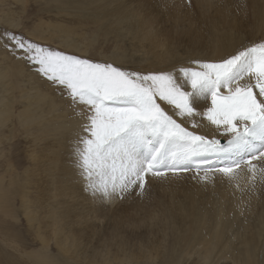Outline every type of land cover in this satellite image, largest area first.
<instances>
[{
	"label": "bare ground",
	"instance_id": "6f19581e",
	"mask_svg": "<svg viewBox=\"0 0 264 264\" xmlns=\"http://www.w3.org/2000/svg\"><path fill=\"white\" fill-rule=\"evenodd\" d=\"M3 2L4 0H0V5ZM14 2L18 1L14 0ZM51 2H56L61 7L58 15L62 13L68 15L70 11L77 13L81 20L76 21L79 24L76 26L79 31L66 24V22L74 23L72 21L65 20L64 23V21L41 20L35 25L36 32H30L37 40L50 42L60 38L61 46L68 50L79 51L80 46L75 41L76 38L81 39L82 42L85 40L91 42V40L96 41L99 36L106 39L110 33L122 32L123 35H130L132 40L147 48V51L151 50L149 53L155 52L151 66L157 65L158 68L150 67V71L161 69L171 71L181 67L179 62L181 59H177L178 63L176 62L175 65L171 63L173 58L178 57V48L187 55V58L182 59L185 61L182 63L188 66L194 59L218 60L234 53L237 49L264 40V0H192L190 5L197 6L196 10L189 8L188 5L184 8L169 7L167 3L169 0H52ZM21 8L24 10V4ZM14 16L16 12L11 10L4 12L0 7V23H5L4 25L7 24L11 28L17 27L18 23L13 20ZM84 23H93L97 27L91 33H82L80 28L85 26ZM45 31L48 36L42 35ZM10 67V65L0 67V128L6 125L13 103L12 96L5 95L10 94L15 87L13 80H9ZM23 70L24 67L20 64L19 71L23 72ZM32 87L35 88L36 85ZM21 96L26 101V106L18 114L21 124L24 127L35 126L38 135L33 142L43 140L45 146V153L41 158L31 155V165H35L34 169L39 176L49 177V180L45 181L48 188L44 189L48 198L44 201L35 197L36 206L33 204L34 209L29 210L34 200H30L26 192H21L19 196L24 209L23 215L27 217L29 225L32 223L30 227L35 226L34 229L39 232L46 228L49 229L46 231H50L49 234L44 231L48 236H46V244L42 243L43 248L49 246L52 238L58 250L67 252L73 248L78 252L84 250L96 238L90 253H83L81 256L89 257L93 264H104V260H107L106 264H111V252L107 259H97L96 254H93H99L96 248L114 239L119 240V245L125 247L129 241L125 244L121 233H126L128 238L132 235L138 237L139 233H145L146 229L155 236L154 224L160 222L164 226L168 223V230L172 234V243L165 245V251L170 252L162 254V264L185 262V257L197 250L198 245L201 247L194 253L198 257L196 261L199 264H217V260L232 258L231 256L237 264H264V157L260 166L261 171L256 168L254 179L253 173L249 172L246 164L237 169L232 177L216 170L218 166L223 165L224 156L212 159L210 164L201 165L200 171H197L196 165H190L188 174L178 180L174 182L162 180L157 183V188L167 192L166 195L162 191L164 196L162 198L165 200L156 202L155 207L156 210L159 207V211L147 213L143 217L139 216L137 220L130 219L123 222L122 211L128 212L134 208L143 210L145 207H150L149 187H146L143 194H139L137 201L131 202L129 206L119 204L113 210L108 209L104 200L93 199L84 190L86 182L73 163V137L79 128L81 117L74 114L69 117L70 114L65 111L63 104L62 106L56 103L54 96H49L47 99L45 92H41L38 88L33 93L24 90ZM208 104L210 105V101ZM197 120L201 125L199 132L226 141L227 137L216 133L214 126L206 119L197 117ZM27 133L30 134L29 131ZM236 158L228 157V159ZM204 167L213 169L207 173L206 180L201 179L205 175ZM3 178L5 176L0 177V180ZM9 183L14 184L11 177ZM151 183L155 184V182ZM152 184L150 186L156 189V185L152 186ZM1 186L0 182V208L4 209L9 201L6 191ZM137 191L139 193V190ZM130 193L131 191L124 198ZM177 197L181 199L177 200ZM83 201L87 202L82 203ZM259 203L261 205L258 207ZM84 204L87 206L84 207ZM43 209L47 210L44 216ZM89 213L103 216L102 219L107 220L105 227L90 225L87 222ZM129 224L137 234L133 231L127 232ZM230 232L235 234L234 237L239 242L235 244L234 241L232 243L229 240L232 236ZM42 240L44 241V238ZM44 250L46 252L45 248ZM45 259L49 258L46 256Z\"/></svg>",
	"mask_w": 264,
	"mask_h": 264
},
{
	"label": "snow or ice",
	"instance_id": "6c2138e0",
	"mask_svg": "<svg viewBox=\"0 0 264 264\" xmlns=\"http://www.w3.org/2000/svg\"><path fill=\"white\" fill-rule=\"evenodd\" d=\"M4 35L3 47L14 58L80 108L72 156L93 199H123L137 188L143 194L149 176H175L209 153L225 157L216 169L225 176L246 164L254 179L252 161L264 157V40L218 60L140 72ZM197 117L226 141L199 132ZM212 170L204 167L201 179Z\"/></svg>",
	"mask_w": 264,
	"mask_h": 264
},
{
	"label": "rangeland",
	"instance_id": "374dc122",
	"mask_svg": "<svg viewBox=\"0 0 264 264\" xmlns=\"http://www.w3.org/2000/svg\"><path fill=\"white\" fill-rule=\"evenodd\" d=\"M17 1L18 2L15 3L14 0H4V2L1 3L0 5V7L4 12H7L9 10L16 12V16H14L13 20L14 22L18 23V26L14 28L9 27L7 24L4 25L5 23L2 22L0 23V54H1L0 67L2 66L6 67L7 65L11 66L9 80L10 81L13 80L12 82L15 84V87L12 89L11 93L5 94L6 96L8 95V97L12 96L13 103H12L10 117L6 122V125L2 127L3 129L0 128V134L2 135V137L0 138V177L5 176V178L2 179L3 181L0 180V182L2 183L1 187L3 188V190L6 191L7 201H9L7 207H4V209H2V207L0 208V264H44V262L45 264H52L53 262L54 264H93L90 262L89 257H84L81 255H83V253H90V249L92 245L96 243V238H94L91 244H89L84 250H78V252L75 251L73 248H70L69 251L67 252H65L64 250H58V248H56L55 241L51 238L49 241V246L47 247L44 246V248L46 249L45 252L43 245L46 244L45 243L46 242L45 240H47L46 236H48L50 232L46 230L49 229L46 228V230H44L46 233L48 232V234H44L43 229L41 232H39L38 230L34 229L35 226L34 227L32 226L33 228L30 227L32 223L31 225H29L30 223H28L27 217L23 215L24 209L21 205V201L19 197L20 194H22L21 192H26L28 198L30 200H34L33 202H31L32 204L30 205L29 210L34 209L33 204L34 206H36L35 205L36 203H34L35 200H37L36 198H39L44 201L46 198H48L46 195L47 192L44 191V189L48 188V185H46L45 181L49 180V177L48 176L46 177L45 175H44L45 177L39 176L36 170L34 169L35 165L34 164L31 165L32 163L31 155L34 154L36 155L37 158H41L42 155L44 156L45 146H43L44 144L43 140H40V142L39 140L38 142L37 141L33 142L34 138L38 135V130L37 128H35V126L24 127L21 124L18 114L26 106V101L22 98L21 92L24 90H28L30 93H33L38 88L39 90H41V92L43 93L45 92V94L47 95V99H49V96L52 97L54 96L55 98L54 101L56 103H59V105L62 104L64 105L65 111L70 114L69 117L72 116V114L77 115L78 111L80 110H78V108L75 109L71 108L69 106L70 101H68L65 97L61 95L59 89L55 88L50 84V82H47L43 77L39 76L34 71V69H32L25 61H22L20 59L18 61L17 58H14L3 47V45L6 42H8L7 37L4 34L6 32L15 33L41 46H45L54 50H59L68 55H74L80 58L90 59L94 62L112 63L113 65L118 66L121 69L127 71L147 72L150 71L149 69L150 67L158 68L157 65L151 66L153 65L152 59L153 56L155 55L154 54L155 52L149 53V51L151 50L147 51V48H144L136 41L132 40L129 37L130 35L127 34L123 35L122 32L118 33V31L110 33V35L106 39L99 36L96 39V41L91 40V42H89L88 40L82 42L81 39L76 38L75 41L78 42L80 46L79 51H75L72 49L68 50L63 46H61L59 41L60 38H55L50 42L41 39L37 40V38L35 36L33 37V35H31L30 32H36L37 29L34 30L35 25L41 22V20L43 22H46V20L55 21V22L64 21V23L66 21L68 22L72 21L74 23L66 22V24L73 26L76 29V31H79V29L76 26H79L78 22H80L81 20L77 16V13L73 11L68 12V15L64 13L58 15L57 13L61 11L59 10L61 7H59L56 4V2H51L52 0H17ZM191 1L192 0H169V2L167 3L169 7L180 6V8H184L185 6L188 5L189 8L196 10L197 6L195 5H194L195 7L193 5L191 6L190 5ZM23 4H24V10H22L21 8V5ZM69 9H73V8H69ZM54 17H57V19ZM96 27L97 26L93 23H86L85 26H82V28L80 29L82 30V33L87 34V33H91V31H93ZM42 35L48 36L46 31L42 33ZM144 50H146L148 53ZM178 51H179L178 57L176 56L175 58H173L174 60L172 59L171 63L173 62L172 64L175 65V63L177 62L176 60L181 59V61H179L181 62V65L186 66L183 65L182 62L185 61H183L182 59L187 58V55L183 54V52H181L179 48ZM185 60L190 61V59L189 60L185 59ZM20 64L24 67L23 72L19 71ZM16 72L18 73L16 74ZM35 82L36 84H34ZM32 85L33 86L36 85V87L31 88ZM5 95H3V97ZM10 100L11 99H9V101ZM46 106L44 108H46ZM27 131H29L30 134H28ZM219 138L220 137H218V139ZM220 140L225 142V139L223 138H220ZM262 158L263 157L257 159V161L254 164L256 165V168H259V171H261L260 166L263 163ZM244 166L246 165L241 164L240 168ZM219 167L221 166H218V168ZM186 174H188L187 171H180L175 176H173L171 172H168L166 177H161V178L149 176L148 177L149 182L146 187H149L150 189L148 194L150 196V201H151L150 207H145L143 210L134 208V209H130L128 212L122 211L123 222L128 221L130 219L137 220L139 219V216L143 217V215L147 213H153V212L156 213L157 211H159L160 208L158 207V209L156 210L155 205L158 200L162 201L164 199L162 197L164 196H162L163 190L161 188H157V183L161 182L162 180L166 182H174L178 180V178H181L183 175ZM10 177L14 180L13 185L9 183ZM151 182L153 183L155 182V184L153 185ZM150 184H152V186L156 185V189L151 187ZM137 190L139 189L137 188L135 191H131V193L124 199L117 197L114 200L113 199L104 200V203L108 206V209L111 210H113L115 206L119 204L120 205L122 204V206H126V205L129 206L131 202L137 201V198L139 196ZM163 192L165 193V191ZM165 194L167 195V192ZM149 196H147V199L149 198ZM67 198L68 197H66V199ZM178 199H181V197H177V200ZM86 202L87 201H83L82 203H86ZM208 202L209 201L207 200V203ZM260 205L261 203L258 204V207ZM85 206L87 205L84 204V207ZM146 210L147 212L145 213ZM45 211L47 212V210H44L42 212L43 214L41 213L43 216L46 214ZM111 212L109 213V215L111 214ZM242 215L243 213L241 212L240 216L242 217ZM102 217L103 216H99V215L95 216L89 213L87 215V222L94 227L99 226L100 228H103L105 227L104 224L105 221L107 220H103ZM243 219H245L244 216ZM131 227L132 225L129 224V227L127 228V232L133 231ZM154 229L156 232L155 236H153L152 233L147 232L146 229H145V233H139L138 237H134V235H132L131 238H128L126 233H121V235L123 236L122 241H124L125 244L129 241L128 244L125 245V247L119 245L120 243L119 240L114 239L111 242L106 241L103 246L100 245V247L96 248V250H99V254L97 253H93V254H96L97 259L104 260L107 259L109 253L111 252L110 253L111 264H126V262L127 264H162V259H163L162 254H167L168 252H170V251H165V245H169V243H172L171 240L172 234L168 230L169 229L168 223H166L164 226L160 222H155ZM251 229L253 230L252 227ZM136 230L138 231L139 229ZM133 233L137 234L134 231ZM231 234H232L231 236L232 238L230 237L231 239L229 238V240L232 243L234 241L236 244L238 240L237 238L234 237L235 236L234 233ZM233 237L235 240L233 239ZM41 238L42 239L44 238V241ZM200 247L201 246L198 245L196 248L197 250H194V252L195 251L198 252V249H200ZM194 252L192 254L190 252L189 253L190 255H187L185 257V262L181 264H199L197 262L198 257L195 256L196 253ZM45 255L49 259H45L46 258ZM40 257L42 259H39ZM220 260H217V264H234V262L235 264H237L236 261H232L233 262L232 263L230 257L223 258ZM106 261L105 260L103 261L104 264L107 263ZM249 264H253V263H249Z\"/></svg>",
	"mask_w": 264,
	"mask_h": 264
},
{
	"label": "water",
	"instance_id": "95a60500",
	"mask_svg": "<svg viewBox=\"0 0 264 264\" xmlns=\"http://www.w3.org/2000/svg\"><path fill=\"white\" fill-rule=\"evenodd\" d=\"M231 257H232V258H231V262H232V261H234V260H233V259H234V257H233V256H231ZM220 261H221V260H220ZM232 263H233V262H232ZM234 264H235V262H234Z\"/></svg>",
	"mask_w": 264,
	"mask_h": 264
}]
</instances>
